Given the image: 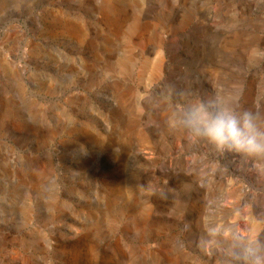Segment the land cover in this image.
<instances>
[{
	"label": "rangeland",
	"instance_id": "374dc122",
	"mask_svg": "<svg viewBox=\"0 0 264 264\" xmlns=\"http://www.w3.org/2000/svg\"><path fill=\"white\" fill-rule=\"evenodd\" d=\"M214 94L264 117V0H0V264H223V230L264 241V158L168 125Z\"/></svg>",
	"mask_w": 264,
	"mask_h": 264
},
{
	"label": "clouds",
	"instance_id": "9594fccd",
	"mask_svg": "<svg viewBox=\"0 0 264 264\" xmlns=\"http://www.w3.org/2000/svg\"><path fill=\"white\" fill-rule=\"evenodd\" d=\"M168 125L191 141L204 142L217 151L264 158V117L241 109L238 96L214 94L188 100L170 112ZM219 236L223 264H264V241L258 233L242 235L228 228Z\"/></svg>",
	"mask_w": 264,
	"mask_h": 264
},
{
	"label": "bare ground",
	"instance_id": "6f19581e",
	"mask_svg": "<svg viewBox=\"0 0 264 264\" xmlns=\"http://www.w3.org/2000/svg\"><path fill=\"white\" fill-rule=\"evenodd\" d=\"M52 27L55 28V30H58L59 33H55L53 31H49L48 34L51 35H61L66 36L71 39L81 40L82 37V30L78 27L72 26V25H64L62 28H60L58 21L54 20ZM60 28V29H59ZM50 29V28H49ZM47 34V33H46ZM48 37V36H47ZM52 37V36H51ZM82 138H85L87 140L93 139L91 135H82ZM120 192V191H119ZM121 194V193H120ZM119 194V195H120ZM122 197V196H121ZM124 197V196H123ZM118 208V207H117ZM77 245V244H76Z\"/></svg>",
	"mask_w": 264,
	"mask_h": 264
}]
</instances>
